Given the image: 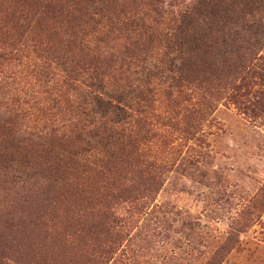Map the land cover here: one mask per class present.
I'll list each match as a JSON object with an SVG mask.
<instances>
[{
	"label": "rangeland",
	"instance_id": "rangeland-1",
	"mask_svg": "<svg viewBox=\"0 0 264 264\" xmlns=\"http://www.w3.org/2000/svg\"><path fill=\"white\" fill-rule=\"evenodd\" d=\"M16 1L0 0V8ZM131 5L140 15L145 0ZM247 22L241 37L252 43L231 46L253 59L241 74L230 68V76L190 86L180 97L157 88L152 138L141 155L125 158L116 174L81 173L84 186L41 218L24 214L7 223L0 215V250L18 264H264V8ZM127 29L105 30L93 51L113 56L118 67L134 63L127 53L146 56L145 67L157 74L165 51ZM141 64L132 65L135 78ZM15 69V79L0 74V117L18 108V98L31 109L49 97L44 84L51 82ZM24 112L13 122L19 133L44 126L46 116ZM13 185L0 182L2 211L24 206ZM110 246L109 254L100 252Z\"/></svg>",
	"mask_w": 264,
	"mask_h": 264
},
{
	"label": "trees",
	"instance_id": "trees-1",
	"mask_svg": "<svg viewBox=\"0 0 264 264\" xmlns=\"http://www.w3.org/2000/svg\"><path fill=\"white\" fill-rule=\"evenodd\" d=\"M131 2L17 0L15 8H0V74L15 79L18 65L35 80L51 82V87L44 84L49 97L42 105L25 109L18 98V108L0 117V182H12L25 195L24 206L12 203L0 210L7 223L21 221L24 214L41 218L63 194L84 186L85 172L116 174L125 158L140 156L152 138L150 110L157 88L180 97L190 86L230 76V68L241 74L252 63L231 46L251 42L241 35L264 0H145L140 15ZM118 27L146 37L158 53L165 51L157 74L145 67L146 56L127 53L136 66L143 63L135 78L134 63L118 67L113 56L93 51L95 38ZM21 108L27 118L46 116L44 126L19 133L13 122ZM9 256L0 250L2 262L18 264Z\"/></svg>",
	"mask_w": 264,
	"mask_h": 264
}]
</instances>
